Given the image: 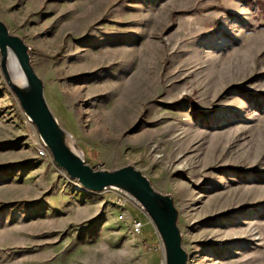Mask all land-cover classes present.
<instances>
[{
  "label": "rangeland",
  "instance_id": "obj_1",
  "mask_svg": "<svg viewBox=\"0 0 264 264\" xmlns=\"http://www.w3.org/2000/svg\"><path fill=\"white\" fill-rule=\"evenodd\" d=\"M0 21L84 162L172 196L187 264H264V0H0ZM40 140L0 56V264H164L145 211Z\"/></svg>",
  "mask_w": 264,
  "mask_h": 264
},
{
  "label": "water",
  "instance_id": "obj_2",
  "mask_svg": "<svg viewBox=\"0 0 264 264\" xmlns=\"http://www.w3.org/2000/svg\"><path fill=\"white\" fill-rule=\"evenodd\" d=\"M7 48L15 54L26 77L27 85L23 88L13 83L5 69ZM28 51L29 47L24 41L10 34L0 21L1 69L6 83L21 110L36 128L54 165L85 190L101 192L111 187L131 196L145 211L160 237L164 264H187L188 255L182 248V237L177 226L178 212L172 196L155 191L147 177L131 165L113 170H96L73 152L66 132L59 126L45 101L44 84L32 68Z\"/></svg>",
  "mask_w": 264,
  "mask_h": 264
},
{
  "label": "bare ground",
  "instance_id": "obj_3",
  "mask_svg": "<svg viewBox=\"0 0 264 264\" xmlns=\"http://www.w3.org/2000/svg\"><path fill=\"white\" fill-rule=\"evenodd\" d=\"M6 67L14 84L21 88L27 85L26 77L19 67L18 60L9 48L6 50ZM72 150L73 152L79 154L74 146H72Z\"/></svg>",
  "mask_w": 264,
  "mask_h": 264
},
{
  "label": "built area",
  "instance_id": "obj_4",
  "mask_svg": "<svg viewBox=\"0 0 264 264\" xmlns=\"http://www.w3.org/2000/svg\"><path fill=\"white\" fill-rule=\"evenodd\" d=\"M37 153L39 156H47L49 154V151L47 149V147L44 145V143L40 140L39 143L37 144ZM107 189V188H106ZM104 189V190H106ZM125 193V192H124ZM126 194V193H125ZM126 196L130 197L133 201H135L131 196H129L128 194H126ZM135 203L142 209V207L135 201ZM132 228L133 231L138 234L141 232V229L143 227V222L140 218H134L132 219Z\"/></svg>",
  "mask_w": 264,
  "mask_h": 264
}]
</instances>
